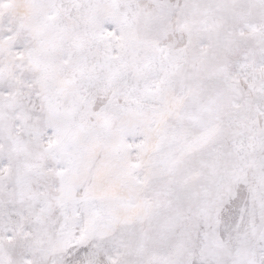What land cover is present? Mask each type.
<instances>
[{"label": "snow or ice", "instance_id": "1", "mask_svg": "<svg viewBox=\"0 0 264 264\" xmlns=\"http://www.w3.org/2000/svg\"><path fill=\"white\" fill-rule=\"evenodd\" d=\"M0 264H264V0H0Z\"/></svg>", "mask_w": 264, "mask_h": 264}]
</instances>
